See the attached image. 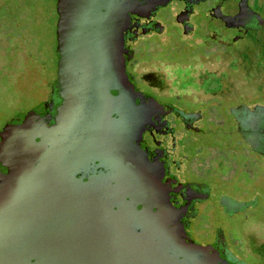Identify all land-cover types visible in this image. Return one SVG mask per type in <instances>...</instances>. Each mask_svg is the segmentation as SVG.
<instances>
[{
    "label": "water",
    "instance_id": "obj_1",
    "mask_svg": "<svg viewBox=\"0 0 264 264\" xmlns=\"http://www.w3.org/2000/svg\"><path fill=\"white\" fill-rule=\"evenodd\" d=\"M52 6L48 98L0 128V264H121L122 254L172 264L178 251L137 154L147 107L124 70L127 0ZM233 8L241 25L246 9Z\"/></svg>",
    "mask_w": 264,
    "mask_h": 264
},
{
    "label": "flooded vegetation",
    "instance_id": "obj_2",
    "mask_svg": "<svg viewBox=\"0 0 264 264\" xmlns=\"http://www.w3.org/2000/svg\"><path fill=\"white\" fill-rule=\"evenodd\" d=\"M2 1L0 33L8 43L9 4ZM233 5L246 9L241 25L230 21ZM121 20L124 70L139 95L136 105L147 107L137 154L179 252L172 264H264V233L256 240L260 248L252 249L229 230L233 221L248 224L264 206V84L257 98L229 102L226 82L237 60L235 44L242 43L246 57L250 48H264V0H127ZM40 23L31 26L37 48L29 59L42 66L35 33ZM200 44L205 47L194 50ZM171 67H187L196 83L213 78L219 87L212 90L211 80L206 91L177 88ZM122 256L121 264H136Z\"/></svg>",
    "mask_w": 264,
    "mask_h": 264
},
{
    "label": "rangeland",
    "instance_id": "obj_3",
    "mask_svg": "<svg viewBox=\"0 0 264 264\" xmlns=\"http://www.w3.org/2000/svg\"><path fill=\"white\" fill-rule=\"evenodd\" d=\"M1 2L3 3L2 0ZM14 2L16 3L15 5ZM22 2L24 3L23 6ZM5 5L9 6L7 9V28L13 25L18 30H16L15 34L9 33L8 43L5 36L0 33V45L11 47L8 51L4 50L2 52L3 50L0 46V128L15 114L24 113L42 101L47 91L50 74L54 69L52 54L54 22L52 0H7ZM3 7L5 6H0L1 14H3ZM36 21L46 23L40 27L42 58L39 62L42 66L34 63V60L29 59V57L33 59L36 57L37 46L33 37V28L31 27ZM201 24L206 26V22H202ZM262 37L264 39V33ZM261 46L264 47V41ZM195 47L193 49L198 51L205 46L204 44H200ZM18 48H23L25 53L18 51ZM257 49V46L254 49L250 48L248 57L242 52L241 42L235 44L231 49L237 60L231 65L232 69L229 71V76L226 79L230 96L229 102L231 100H248L253 95L257 98L258 96L255 93L258 92L260 87L261 89L263 88L264 74L261 76L258 72L264 71V48ZM1 65H4L3 71ZM171 70H174L172 72L180 81L176 85L177 88L184 89L191 87L197 89L200 86L205 91L210 90V88H205V85L213 78L205 82L196 83L192 79L193 77L190 76L191 69L187 67H171ZM212 82V90L217 89L219 83L214 84L215 80H212ZM255 215L257 217L250 218L248 224L244 225L239 221H233L229 224V230L233 236L238 238L243 237L247 246L252 249L260 248L256 240L264 233L263 205H260L255 211Z\"/></svg>",
    "mask_w": 264,
    "mask_h": 264
},
{
    "label": "trees",
    "instance_id": "obj_4",
    "mask_svg": "<svg viewBox=\"0 0 264 264\" xmlns=\"http://www.w3.org/2000/svg\"><path fill=\"white\" fill-rule=\"evenodd\" d=\"M16 3L14 2V5H15ZM11 6H12V4H10ZM24 5V3L22 2V6ZM1 6V5H0ZM1 12V11H0ZM2 13V12H1ZM0 13V14H1ZM15 22V21H14ZM12 23H13V21H12ZM9 31L11 32V34H13V33H15V31L16 30H18L17 28H15V27H13V25H11L9 28Z\"/></svg>",
    "mask_w": 264,
    "mask_h": 264
}]
</instances>
